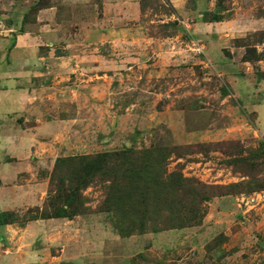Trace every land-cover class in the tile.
I'll list each match as a JSON object with an SVG mask.
<instances>
[{"label": "rangeland", "instance_id": "rangeland-1", "mask_svg": "<svg viewBox=\"0 0 264 264\" xmlns=\"http://www.w3.org/2000/svg\"><path fill=\"white\" fill-rule=\"evenodd\" d=\"M179 3L0 0L14 264H264V0ZM58 186L77 212L24 222Z\"/></svg>", "mask_w": 264, "mask_h": 264}, {"label": "crops", "instance_id": "crops-1", "mask_svg": "<svg viewBox=\"0 0 264 264\" xmlns=\"http://www.w3.org/2000/svg\"><path fill=\"white\" fill-rule=\"evenodd\" d=\"M169 1H178L182 3L184 0ZM214 24L217 25V23ZM17 48L19 47L16 46V48L13 49L17 50ZM22 84L19 78L9 80L2 77L0 78V103L3 102L7 106L6 109L0 113V211H17L21 208V203L23 202V194L22 191L19 190L20 186H18L15 181L12 183V180H10V185H7L8 179L5 175V170L8 163L4 160L5 155L8 157V152L12 148L21 147L27 143L23 135L24 131L14 119V115L19 113L23 106L24 94L20 88ZM258 107L260 108V106ZM13 176L15 177V173ZM40 221L42 222V220H34L32 222L41 223ZM9 226H11V224L0 225V243L6 241V238L3 236L6 234ZM3 252L4 251L0 249L1 264H14V260H16L15 257L4 254Z\"/></svg>", "mask_w": 264, "mask_h": 264}, {"label": "trees", "instance_id": "trees-1", "mask_svg": "<svg viewBox=\"0 0 264 264\" xmlns=\"http://www.w3.org/2000/svg\"><path fill=\"white\" fill-rule=\"evenodd\" d=\"M214 21H217V20L214 19ZM55 54L61 56L57 52H55ZM103 157L104 155L100 154V155L94 156L93 158H88L89 160L87 161L86 166L88 167L90 171L93 172L94 167H96L98 162H102ZM59 162H61V160L60 161L59 159L56 160V166L57 164H59ZM61 189H62L61 186H58L57 188L58 193L54 197H49L48 201L46 202L45 206L42 209H38L37 207H35V208H31L30 210H28L27 211L28 213L35 212L37 214L35 215L28 214V216H26L23 221L28 222V221L38 220V219L64 218V217H69L71 215H74L77 212L74 208L75 207L74 205H78V202L76 199L78 194L76 190L75 192L71 191L70 194H67L66 196L62 198L63 200H61L65 206L58 207L56 206V203H59V198H60L59 193L61 192ZM16 217L17 216L14 212L0 211V225L11 224L15 221L14 218Z\"/></svg>", "mask_w": 264, "mask_h": 264}]
</instances>
